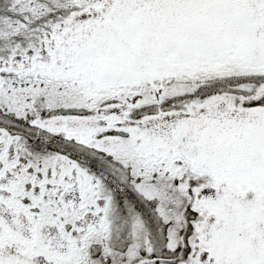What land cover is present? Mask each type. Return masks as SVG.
Here are the masks:
<instances>
[{
	"label": "snow or ice",
	"instance_id": "snow-or-ice-1",
	"mask_svg": "<svg viewBox=\"0 0 264 264\" xmlns=\"http://www.w3.org/2000/svg\"><path fill=\"white\" fill-rule=\"evenodd\" d=\"M0 264H264V0H0Z\"/></svg>",
	"mask_w": 264,
	"mask_h": 264
}]
</instances>
